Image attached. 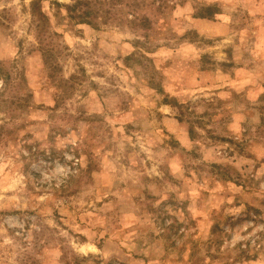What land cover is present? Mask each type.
<instances>
[{"label":"rangeland","instance_id":"1","mask_svg":"<svg viewBox=\"0 0 264 264\" xmlns=\"http://www.w3.org/2000/svg\"><path fill=\"white\" fill-rule=\"evenodd\" d=\"M0 264H264V0H0Z\"/></svg>","mask_w":264,"mask_h":264},{"label":"trees","instance_id":"2","mask_svg":"<svg viewBox=\"0 0 264 264\" xmlns=\"http://www.w3.org/2000/svg\"><path fill=\"white\" fill-rule=\"evenodd\" d=\"M34 1H35V0H32L33 4H34Z\"/></svg>","mask_w":264,"mask_h":264}]
</instances>
